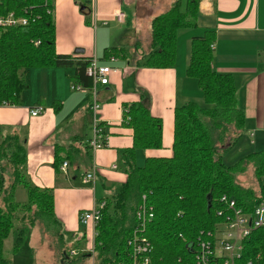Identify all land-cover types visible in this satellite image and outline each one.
<instances>
[{
	"label": "trees",
	"instance_id": "16d2710c",
	"mask_svg": "<svg viewBox=\"0 0 264 264\" xmlns=\"http://www.w3.org/2000/svg\"><path fill=\"white\" fill-rule=\"evenodd\" d=\"M78 6L85 22L89 23L91 0ZM53 10V0H1L0 15L14 13L27 18L28 23L0 28V105L21 104L22 93L28 89L25 71L31 68H74L72 83L83 88L91 86V79L85 74L91 58L55 53ZM198 13L199 0H175L167 11L151 20V41L143 58L131 59L133 47H112L105 50L103 61L116 56L137 67L172 68L177 55L176 32L194 28ZM214 43L212 30H205L191 40L185 74L195 81L203 105L192 100L174 109L170 157H148L143 166L136 165V150L162 148V123L151 115L144 94L137 102L124 106L121 125L132 130V147L122 152V167L127 178L112 188L109 197L100 200L105 205L95 227L90 254L97 264H131L127 241L136 227L135 211L142 196L146 197L147 207L153 214L143 233L152 246L151 264L191 262L200 232L213 231L221 222L217 211L222 195L234 199L245 211L264 202V150L248 153L231 165L224 163L225 155L242 138L244 113L238 107L232 77L212 70ZM109 128L110 125L105 130L108 135ZM7 130L0 140V264H14L3 252V243L11 232L12 249L18 252L39 216L48 217L60 226L54 218L52 191L27 181L26 138L21 130ZM62 154L59 150L55 153L56 173L68 159L67 153ZM249 165L254 168L257 192L235 183L236 175ZM5 175L12 179L9 189L5 186ZM18 185H22L26 193L23 203L14 197ZM26 213L33 216L31 224L26 223L29 217ZM245 246V258L264 254V228L255 230L245 240ZM61 255L63 259L69 257L65 247Z\"/></svg>",
	"mask_w": 264,
	"mask_h": 264
},
{
	"label": "crops",
	"instance_id": "0c3cea01",
	"mask_svg": "<svg viewBox=\"0 0 264 264\" xmlns=\"http://www.w3.org/2000/svg\"><path fill=\"white\" fill-rule=\"evenodd\" d=\"M86 0H53L55 25V53L96 57L101 63L108 48L133 47L134 60L143 58L150 45V20L154 15L148 7L144 28L136 21L139 12L134 0H94L97 19L85 22L78 4ZM172 1V0H170ZM169 1V3H170ZM168 3V5H169ZM167 5V6H168ZM166 9V8H165ZM161 10V11H160ZM115 11L124 14L122 22L113 17ZM164 13V12H163ZM205 30L215 32L212 70L232 77L238 107L244 113L250 144L264 150V0H199V13L194 28L178 29L180 50L172 68L137 67L127 60H118L106 86H98L100 102L98 119L110 125L108 147L91 152L88 142L92 136V120L88 106L90 94L72 90L74 68H31L25 71L28 89L22 93L17 106L0 105V140L9 128L21 130L26 138L27 181L53 193L54 218L60 225L65 247L76 243L80 250L71 252L90 255L93 250V231L88 225L83 230L79 216L104 200L112 188L126 181L124 169L119 167L122 152L132 147V130L121 125L124 106L137 102L142 94L147 97L152 116L162 123V148L138 149V167L148 157L168 158L172 155L173 112L188 101H199L201 92L194 80L186 77L191 40ZM144 31V40L139 36ZM128 38V39H127ZM145 42L147 49L141 47ZM145 46V47H146ZM82 50V53H76ZM135 51V53H134ZM35 107L43 108L38 116H31ZM12 131V130H11ZM68 154L67 171L55 172L56 151ZM248 154V153H247ZM115 167V168H114ZM94 170L93 181L84 175ZM71 242H67V239ZM67 249V248H66ZM74 255L73 257L78 256ZM89 254V255H88ZM85 256V257H86ZM69 258V257H68ZM68 258L61 259L68 264Z\"/></svg>",
	"mask_w": 264,
	"mask_h": 264
},
{
	"label": "built area",
	"instance_id": "2783aa9c",
	"mask_svg": "<svg viewBox=\"0 0 264 264\" xmlns=\"http://www.w3.org/2000/svg\"><path fill=\"white\" fill-rule=\"evenodd\" d=\"M204 1V0H201ZM1 3V0H0ZM92 14L91 19L95 25L97 14L95 11L94 0H91ZM113 17L122 22L124 14L115 11ZM28 19L16 16L14 13L0 15V28L8 29L18 26H25ZM39 41L35 42L38 45ZM116 56H110L106 62L101 63L96 57H92L85 70V74L91 79V86L83 88L80 85H72V90L84 91L90 94L89 114L91 116L92 136L88 142L91 152L108 147L109 135L105 133L108 125L101 124L98 119L100 102L98 99V86H106L109 82V76L114 71L113 65L118 62ZM43 108L35 107L31 109V116L35 117L42 113ZM115 168V167H114ZM63 173L67 171V162L64 161L60 167ZM95 178L94 170L84 175V180L89 182ZM220 208L217 215L221 222L213 231L200 232V236L195 243L193 260L191 262L179 261V264H264V254L258 253L253 257L245 258L246 250L245 240L258 229L264 228V202L255 206L250 211H245L238 207L236 201L227 195H222L218 199ZM105 202L94 203L92 209L82 212L79 216L80 223L92 227L93 237L96 235L95 227L101 218V210ZM148 209L146 197L142 196L141 203L138 205L136 214V227L127 241L130 251L131 264H151L150 253L152 246L143 236L146 225L153 217ZM93 252V250H92ZM76 255V252H71ZM121 264V263H118Z\"/></svg>",
	"mask_w": 264,
	"mask_h": 264
},
{
	"label": "rangeland",
	"instance_id": "374dc122",
	"mask_svg": "<svg viewBox=\"0 0 264 264\" xmlns=\"http://www.w3.org/2000/svg\"><path fill=\"white\" fill-rule=\"evenodd\" d=\"M169 1L170 0H134V2L139 7V12L138 15L136 16L137 18L136 21L138 22L140 28H144L145 16L147 15L148 7L151 8V10L149 11L154 13L151 15L155 16V14L160 13L158 11L160 6L163 8L161 10L165 12L170 8V6L174 3L175 0L170 1V3ZM138 37H140L141 40H144V31H140ZM145 46L146 43L143 42L141 47H143L144 50H146L148 47ZM178 50H180V46L177 44V53ZM147 52L148 51H146V53ZM134 60H137L136 54L134 55ZM199 105L202 106L203 102L200 101ZM246 128L247 126L245 127L244 133L242 134V138L240 139L238 144L225 155L224 163L226 165H231L235 163L241 157H243L247 153H250V151H255V149L258 150L259 146L257 144L255 146L250 144V141H255L256 138L255 139L253 138V140L250 139L248 130H246ZM119 167L120 168L122 167L121 157L119 159ZM5 176H7L6 177L7 181L5 183V186H8L9 189L12 183L11 181L12 179L8 175ZM235 183L239 185L241 188H251L254 190V192H257L258 185L254 177L253 166L249 165L246 167L244 172L237 174L235 177ZM14 193H15L14 197L17 202L19 203L25 202L26 193L22 185H18ZM28 216L29 217L26 223L31 224L32 221L31 218L33 216L32 215H28ZM82 226H83V230L87 227L85 225ZM60 232L61 231L59 227L55 224V222H52L50 218L39 216L37 219L34 220V226L33 228H31V231L24 239L21 248L19 247L20 249L18 252H14L12 249L14 236H12L13 235L12 232L10 233L9 237L3 243L4 256L10 259L14 264H63L61 262V259H63L61 255V250L62 247L64 249L65 246L63 243L64 242L63 236L60 235ZM66 241L71 242L69 238ZM71 249H75L78 251L80 250L79 246L76 243H74L73 245L71 244L66 245L65 250L69 255L68 264H97L96 260H93L91 257L88 256L85 257L83 254H78V252H77L78 256L73 257L74 255L71 253Z\"/></svg>",
	"mask_w": 264,
	"mask_h": 264
},
{
	"label": "water",
	"instance_id": "95a60500",
	"mask_svg": "<svg viewBox=\"0 0 264 264\" xmlns=\"http://www.w3.org/2000/svg\"><path fill=\"white\" fill-rule=\"evenodd\" d=\"M75 52L76 53H82V50H76Z\"/></svg>",
	"mask_w": 264,
	"mask_h": 264
}]
</instances>
